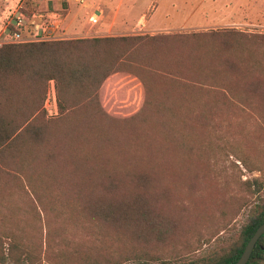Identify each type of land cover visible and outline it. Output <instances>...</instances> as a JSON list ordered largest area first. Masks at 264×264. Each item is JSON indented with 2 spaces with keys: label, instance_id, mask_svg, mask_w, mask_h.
Masks as SVG:
<instances>
[{
  "label": "trees",
  "instance_id": "1",
  "mask_svg": "<svg viewBox=\"0 0 264 264\" xmlns=\"http://www.w3.org/2000/svg\"><path fill=\"white\" fill-rule=\"evenodd\" d=\"M218 32L0 43V180L16 182L25 194L57 196L62 209L77 208L72 194L96 198L82 207L88 211L84 218L75 217L76 227L102 236L109 245L106 250L116 249L117 258H106L112 264H234L264 223V200L253 205L238 240L215 254L166 257L144 246L147 231L156 230L149 197L154 193L151 183L161 175L152 166L159 157L158 139L184 150L188 157L218 163L232 154L254 169L251 154L227 136L223 118L214 120L225 107L220 86L215 89L219 95H209L211 87L194 84L183 68L154 70L140 56L149 46L180 38L211 39ZM118 72L134 74L145 90L142 106L123 116L109 113L101 98L105 82ZM162 75L174 78L171 92L159 91L155 78ZM51 80L58 113L53 120L44 107ZM75 128L82 129L79 135L73 133ZM64 158L70 161L68 167L61 162ZM236 160L233 163L238 165ZM243 183L252 193L264 187L259 177ZM3 226L0 264L11 257L20 259L10 251L20 247L17 232ZM130 231L134 237L122 248L118 243ZM248 264H264V234Z\"/></svg>",
  "mask_w": 264,
  "mask_h": 264
},
{
  "label": "rangeland",
  "instance_id": "2",
  "mask_svg": "<svg viewBox=\"0 0 264 264\" xmlns=\"http://www.w3.org/2000/svg\"><path fill=\"white\" fill-rule=\"evenodd\" d=\"M104 1L92 3L101 6L104 15L108 10L104 5L106 2L108 7L112 3L116 10L121 3V0ZM19 3L20 0H0V33L12 21ZM172 3L178 7L170 8ZM148 4L146 15L124 30L115 29L116 23L110 24L112 15L92 26L88 22L92 7H82L74 0H42L37 6L47 9L50 5L64 16L72 10L77 14V24L85 22L94 31L87 38L221 31L211 39L180 38L168 44L149 46L140 55L148 68L154 70L176 72L183 68L194 84L211 87L207 92L209 95H219L215 89L220 86V91L225 94V107L214 120L223 118L231 142L240 145L254 159L253 170L232 154L218 163L203 161L157 140L159 157L153 160L152 166L158 167L161 175H156L157 180L151 183L154 193L149 197L156 230L153 233L147 231L144 246L166 257H205L233 245L250 220L253 205L264 200V187L259 193H252L243 183L246 179L259 177L264 186V31L261 28L264 25V0H149ZM159 4L170 10V17H164L168 25L185 23L184 28L161 29L158 24H148L153 7ZM193 6L205 15L209 14L210 7H215V21L190 27L194 19L187 22L185 14L195 10ZM34 7L35 4H30L28 8ZM126 9L130 10V7L125 3L121 8L119 6L123 14ZM63 26L69 38H82L81 33L67 27L66 20ZM103 27L107 29L100 32ZM223 31H236L239 35L232 36ZM7 33L8 30L4 31L3 36ZM140 70L141 74H146L142 68ZM155 79L160 92L172 91L170 84L174 78L162 75ZM54 84V80L49 82L44 105L47 118L52 120L58 114ZM101 98L109 113L123 116L142 106L145 90L137 76L118 72L105 82ZM81 130L75 128L73 133L79 135ZM235 160L238 165L233 163ZM61 162L65 167L70 163L67 158ZM69 197L78 204L76 209L59 207L57 196L25 194L16 182L0 180V228L5 225L15 230L20 246L15 250L7 246L12 255H18L20 259L11 257L4 264H92L94 260L113 263L106 258H117L114 247L106 250L109 245L102 236L76 227L75 217L84 218L88 211L82 207L86 208L96 198L75 194ZM132 237V232H126L124 241L118 244L124 248Z\"/></svg>",
  "mask_w": 264,
  "mask_h": 264
},
{
  "label": "built area",
  "instance_id": "3",
  "mask_svg": "<svg viewBox=\"0 0 264 264\" xmlns=\"http://www.w3.org/2000/svg\"><path fill=\"white\" fill-rule=\"evenodd\" d=\"M41 1L23 0L21 2L20 0L19 9L14 14L12 21L0 33V43H20L69 38L63 26L65 20L63 13L55 9H42L40 6H37ZM74 1L82 7H86L87 5L92 7V11L88 17V22L92 26L98 25L103 19L104 9L101 6H94L92 4L94 0ZM30 4H35V7L29 9ZM10 25L12 28H10ZM261 28L264 31V25ZM7 30L8 33L3 36L4 31ZM53 96L57 105L55 88Z\"/></svg>",
  "mask_w": 264,
  "mask_h": 264
},
{
  "label": "crops",
  "instance_id": "4",
  "mask_svg": "<svg viewBox=\"0 0 264 264\" xmlns=\"http://www.w3.org/2000/svg\"><path fill=\"white\" fill-rule=\"evenodd\" d=\"M104 1V0H103ZM106 1V0H105ZM104 1V3H105ZM121 0V3L118 4V10L113 9V5L112 3L109 5V7L106 5L108 2H106L105 7H107V13L106 15H104V17H110L112 15L113 20L110 22V24H114L116 23L117 25L114 26L115 29H122L124 30L125 28H127V26L129 27V25L133 24L135 22V20H137V18H143L146 15V10L148 7H150V5L148 4L149 0ZM126 4L130 7V10L125 11V13L123 14L122 12H120L119 10V6L121 8V5ZM212 4V3H211ZM209 4V5H211ZM178 6L174 3L171 4L170 8H177ZM193 8H195V10L190 11L187 15L185 14V18L186 21L188 22L189 20H191L192 18L194 19V23H192L191 25H189L190 27H199V26H204V24L209 22H213L215 21V7H210L209 9V14L205 13H201L200 10H198L199 8H196L195 6H193ZM77 11H80L79 8L77 9ZM114 11V14L113 12ZM162 11H164V13L162 14ZM170 10L167 8L165 9V7L162 4L157 5L156 7H153L150 18L147 19V23L151 25H159L161 26V29H180V28H184L183 26L186 25L185 23H181L182 25L178 24L174 26H180V27H174L173 25H168V23L166 22V20H164L166 18L170 17ZM77 14L73 13L72 10L67 13V15H65V20L67 23V27H69L71 29V31L73 32H79L81 33L82 37H91L94 34L93 30H90L85 22H81L79 24H77ZM103 17V19H104ZM208 18L210 20H208ZM103 19L100 21L102 22ZM146 21V20H145ZM173 22V21H172ZM175 22V21H174ZM150 25V26H151ZM104 30H99L100 32L105 31ZM97 31V30H96Z\"/></svg>",
  "mask_w": 264,
  "mask_h": 264
},
{
  "label": "water",
  "instance_id": "5",
  "mask_svg": "<svg viewBox=\"0 0 264 264\" xmlns=\"http://www.w3.org/2000/svg\"><path fill=\"white\" fill-rule=\"evenodd\" d=\"M264 234V223H262L255 231V233L253 234V236L250 238V240L248 241L242 255L240 256V258L234 263V264H248L253 250L258 242V240L260 239V237Z\"/></svg>",
  "mask_w": 264,
  "mask_h": 264
}]
</instances>
